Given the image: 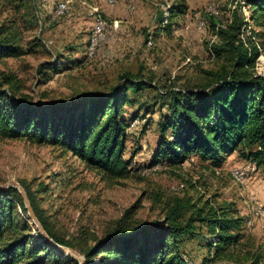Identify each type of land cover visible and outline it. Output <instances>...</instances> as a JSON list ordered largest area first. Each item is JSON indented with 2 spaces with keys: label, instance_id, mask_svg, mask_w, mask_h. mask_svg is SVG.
<instances>
[{
  "label": "rangeland",
  "instance_id": "1",
  "mask_svg": "<svg viewBox=\"0 0 264 264\" xmlns=\"http://www.w3.org/2000/svg\"><path fill=\"white\" fill-rule=\"evenodd\" d=\"M181 1L184 13L172 19L169 30L162 29L167 9ZM58 4L67 9L60 16ZM232 9L247 20L243 0H0V22L19 21L26 50L1 59L0 70L20 78L32 101L108 92L126 73L149 82L128 91L134 103L124 110L135 117L125 129L123 158L129 161V172L124 178L102 179L50 146L5 140L0 142V185L8 180L24 183L50 227L76 248L93 244L132 205L133 218L148 221L161 218L174 198L200 195L214 203H232L245 219L242 247L258 251L264 264V165L254 166L233 153L217 168L195 156L180 166H166L164 161L149 166L158 136L156 121L166 109L160 92L206 82L204 71L215 68V62L205 45L216 41L208 17L214 15L225 24ZM99 21L105 31L101 43L92 41ZM250 27L257 30L245 26L244 36ZM46 64H54L55 70ZM254 69L264 73L263 54ZM239 166L246 179H235L233 167ZM16 212L26 215L18 207ZM180 254L185 264H202L210 251L197 235L180 246Z\"/></svg>",
  "mask_w": 264,
  "mask_h": 264
},
{
  "label": "trees",
  "instance_id": "2",
  "mask_svg": "<svg viewBox=\"0 0 264 264\" xmlns=\"http://www.w3.org/2000/svg\"><path fill=\"white\" fill-rule=\"evenodd\" d=\"M243 3L249 11L247 20L235 9L225 24L214 15L208 17L216 41L205 45L215 62V68L204 71L206 82L160 92L166 109L156 121L158 136L149 166L163 161L166 166H180L195 156L217 168L233 153L254 166L264 165V73L254 69L258 55H264V0ZM184 11L183 1L172 4L165 22L160 20L161 28L169 30L172 19ZM250 25L257 30L250 27L244 36L243 28ZM21 34L17 19L0 22V60L26 53ZM148 85L126 73L108 92L35 102L23 92L20 78L0 70V142L50 146L102 179L124 178L129 172V161L123 158L125 129L135 117L124 110L134 103L128 91ZM18 184L48 238L74 249L83 264H185L180 246L197 235L210 251L202 264L216 260L260 264L262 258L258 251L242 247L245 219L236 207L200 195L174 198L161 218L148 221L134 219L135 205L129 206L93 244L76 248L50 227L31 190ZM17 207L26 213L18 190L13 186L0 190V264H78L43 239Z\"/></svg>",
  "mask_w": 264,
  "mask_h": 264
},
{
  "label": "water",
  "instance_id": "3",
  "mask_svg": "<svg viewBox=\"0 0 264 264\" xmlns=\"http://www.w3.org/2000/svg\"><path fill=\"white\" fill-rule=\"evenodd\" d=\"M7 186H13L15 187L24 204V207L26 209V215L28 216V218L30 219V221L33 223V225L35 226L36 230L38 231V233L42 236L43 239L47 240L50 244H52L54 247H56L60 252H62V254L65 255H70L73 258H75L78 262V264H83V257L81 255H79L74 249L66 247V246H61L56 244L55 242H53L50 238H48V236L46 235V233L44 232L43 228L41 227V225L39 224V222L37 221V219L35 218L29 203L27 201V198L25 196L24 190L23 188L15 181L13 180H8L5 181L3 184L0 185V190L6 188Z\"/></svg>",
  "mask_w": 264,
  "mask_h": 264
},
{
  "label": "built area",
  "instance_id": "4",
  "mask_svg": "<svg viewBox=\"0 0 264 264\" xmlns=\"http://www.w3.org/2000/svg\"><path fill=\"white\" fill-rule=\"evenodd\" d=\"M112 2H115V0H111ZM67 9H62L60 7V4H58V7H57V16H60L62 15ZM104 35H105V31L103 30H100V27L98 26H93V31H92V41L93 40H100V43L102 42V40L104 39ZM251 166V165H250ZM243 166H239V167H233V169L235 170V172L237 174H239L240 176L241 175V168ZM244 179H246V177L244 176ZM257 204H259V202L255 201Z\"/></svg>",
  "mask_w": 264,
  "mask_h": 264
},
{
  "label": "bare ground",
  "instance_id": "5",
  "mask_svg": "<svg viewBox=\"0 0 264 264\" xmlns=\"http://www.w3.org/2000/svg\"><path fill=\"white\" fill-rule=\"evenodd\" d=\"M60 7H61V4H60ZM62 8V7H61ZM63 9V8H62ZM96 26H98V27H100V30L103 28V24H102V21H99V22H97V24H96ZM93 43V42H92ZM92 43H91V47H92ZM95 44H96V42H95ZM91 49V48H90ZM241 175L242 176H240L239 174H234V176H235V179H237V180H241L242 178H243V176H244V174L242 173V168H241ZM259 205V204H258Z\"/></svg>",
  "mask_w": 264,
  "mask_h": 264
},
{
  "label": "crops",
  "instance_id": "6",
  "mask_svg": "<svg viewBox=\"0 0 264 264\" xmlns=\"http://www.w3.org/2000/svg\"><path fill=\"white\" fill-rule=\"evenodd\" d=\"M232 155H233V154H230L229 156H227V157L225 158V160H224L223 163H225V161L231 159ZM201 162H202V161H201ZM203 163H205V162H203ZM238 213L241 214V212H238Z\"/></svg>",
  "mask_w": 264,
  "mask_h": 264
}]
</instances>
